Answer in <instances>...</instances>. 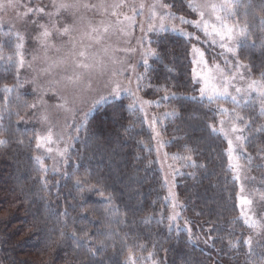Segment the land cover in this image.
Segmentation results:
<instances>
[{
    "label": "trees",
    "instance_id": "16d2710c",
    "mask_svg": "<svg viewBox=\"0 0 264 264\" xmlns=\"http://www.w3.org/2000/svg\"><path fill=\"white\" fill-rule=\"evenodd\" d=\"M252 1L258 13L264 11V0L249 4ZM174 2L183 9L181 0ZM257 30L252 27V36ZM251 41L254 44H244L239 56L257 77L264 72V42L258 44L257 36ZM185 43L176 34L159 37V59H152L141 94L152 98L170 93L167 106L177 115L163 127L166 147L195 162L193 167L187 161L176 177L192 240L187 230L169 226L160 171L148 147L150 135L141 115L121 98L95 110L70 150L69 166L83 177L79 188L61 175L58 185L44 189L33 173L31 147L14 138L0 145V206L6 209L0 215L1 264H129L130 256L154 264H261L264 239L257 242L239 216L226 142L209 128L216 107L197 96ZM245 119L257 120L254 127L250 124L245 146L252 157L247 179L253 183L264 178V131H257L264 118L251 113ZM17 128L28 130L20 123ZM12 131L8 126L4 133ZM48 206L57 213L67 211V217H49ZM65 219L66 225L57 223ZM53 227L57 230L50 231ZM61 227L68 233L75 230L80 243L60 240ZM250 236L251 253L243 244ZM100 244L105 247L91 256L90 250Z\"/></svg>",
    "mask_w": 264,
    "mask_h": 264
},
{
    "label": "rangeland",
    "instance_id": "374dc122",
    "mask_svg": "<svg viewBox=\"0 0 264 264\" xmlns=\"http://www.w3.org/2000/svg\"><path fill=\"white\" fill-rule=\"evenodd\" d=\"M181 1L184 7L180 10L174 0H79L81 5L79 8L62 9L57 12L53 6L54 0H12L15 7L8 6L9 0H0V45H2L0 47V139L5 141L3 144H6L13 141L14 138L19 144L31 147L33 173L38 176L44 189L58 185L57 181L59 182L61 175L70 177L73 181L79 179L83 183V177L75 176L73 169L69 166L68 156L77 140H73L72 137H80L88 118L101 105L121 98L126 100L128 106L135 101V108L131 110L141 115L150 135L148 147L152 149L160 171L165 199L169 196V192H172L175 195V200L181 205L174 208L173 200L166 199L169 207L168 216L175 213L180 214V218L171 222V225L179 230H187L185 227L187 220L182 212L183 204L178 197L176 188V177L187 162L184 158L188 156L177 151H170L166 147L168 140L164 137L163 127L166 121L171 118V116H165V113H171L167 106L170 93L165 92L162 96L152 98L141 94V89H143L146 80V71L154 58L146 56L145 53L149 49L156 51V42L160 36L176 34L186 40L185 48L190 63V78L197 88L198 98H200L199 90L202 81L193 80V69L195 68L196 73L206 71L205 66L200 63L201 59L207 62L208 69L214 65H219L224 75L231 80L229 91L238 96L241 102L240 106L234 105L230 98L214 101L216 120L211 124L216 128L223 127L224 131L228 133L225 136L217 132L226 142L227 165L229 164L228 139L235 141V135L241 134L232 133V123H236L238 127H244L243 122L235 120L232 109L235 108L236 112L244 117L251 113L258 114L263 118L264 115L260 112L261 98L259 95L256 92H248L252 81H261L262 77L252 75L248 65L240 59L239 50L241 47L237 48L235 44H232L231 46L235 51L228 52L220 47L219 37L205 35L203 25L197 29L190 23L182 22L179 19L181 16L187 21L197 20L199 16L188 7L189 0ZM248 1L241 0L240 5L235 8V14L226 18V23L229 26L238 25L240 28L247 26L248 40L244 43L245 45L254 44L251 40H254L255 36L257 39L259 38L257 42L260 44L264 42V23L261 22L264 11L258 13L255 3L252 1L249 4ZM55 2L59 3L61 0H55ZM65 2L73 4L77 0H65ZM212 2L219 3L221 0H212ZM141 3L145 5L142 13L139 11ZM154 3L157 5L155 18L150 14V6ZM84 4L97 5L98 7L85 9ZM101 4L104 5V8L99 7ZM116 4L122 6L113 8L112 6ZM162 4L168 5V8L160 7ZM133 5L137 7V14L135 15L132 11ZM28 8H44L45 11L44 13L35 11L27 13ZM114 11L116 15H113ZM166 11L173 13L176 18H165L167 29L164 32L148 33V24L159 25V18ZM26 13L27 15H25ZM48 14L53 15L50 18ZM125 16L134 17L135 23L132 20H125ZM204 20L210 25L209 32H211V25L218 23L215 16L207 9ZM53 24L59 28H63L65 25L73 26L72 37L76 41L74 49L68 43V36L54 35L48 43L55 47H49L46 50L41 43L40 33L44 30L41 25L52 30ZM173 26H175L176 31H172ZM141 27L144 29L143 33ZM252 27L258 29V33L254 36L250 33ZM93 29L96 31H92ZM17 33H19L20 39H17ZM142 35L146 36L143 48L138 44ZM149 39L151 44L148 43ZM213 39L216 40V43H213ZM18 44L22 45L19 49L17 48ZM129 47L135 48L136 51H123ZM81 51L85 54L83 57L79 56ZM200 53H203V57ZM145 58L149 61L147 68L143 65ZM21 60H23L22 65ZM78 64H87L90 67H78ZM129 65L132 67L130 68ZM49 68L51 73L46 74L43 70ZM120 69H126L123 75H112L113 70ZM69 76H79L81 79L78 83L73 84L67 81ZM137 77L142 78L137 80ZM51 81H60L54 90L48 88ZM117 84L121 89H129L130 93L122 92L119 97L113 95L112 89ZM216 84L219 86L220 81H216ZM6 87L10 88L11 92H6L4 90ZM236 88H241L243 91L238 94L235 91ZM6 96L10 98L8 105H5L4 101ZM17 97H19V101H17ZM101 97L106 99L102 100ZM204 100L208 101L206 98ZM244 100L248 101L247 105H244ZM65 101L67 102L65 107L75 109L74 112L58 107ZM94 101L99 102L95 107H92ZM142 101L151 102L143 105V111L140 110ZM25 102L27 104L37 103L38 107L28 109ZM220 105L227 108L229 112L220 114L217 111ZM90 108L91 111H89ZM42 116H46L47 120H43ZM153 118L157 120L155 131L159 133L155 139L152 128ZM222 119L224 120L223 125L220 123ZM259 119L261 118L259 117ZM250 121L251 127H254L253 124L257 120L250 119ZM19 123L22 128L28 127V130L17 128ZM8 126L13 131L6 135L4 132ZM249 127L250 125L243 132L245 137H247ZM49 128L53 131V141L50 144H42V146L37 147L36 137L45 136ZM15 135L18 137H14ZM68 145L71 147L67 154L62 157L60 152ZM49 148L52 149L51 152L48 151ZM36 157L42 159L44 166L48 169L47 173L41 170ZM174 157L176 158L174 159ZM240 164L243 166L240 172L241 179L240 181L235 180L239 216L241 217V212L244 211L264 226V199L261 198L264 194V178H257L253 183H250L247 179L250 169L248 161L242 158ZM57 169L59 174H53L54 170ZM177 169L179 172L176 171ZM65 172L68 174L67 176L64 175ZM231 174L233 177L232 171ZM241 196L253 201L250 209L247 206L241 207V201L238 199ZM5 210V207L0 206V215H4ZM72 229L71 226L68 231ZM252 229L254 231L253 238L257 242L264 239V227ZM1 241L0 238V261L4 256ZM127 262L129 264H154L152 260L147 258H142L139 261L131 256Z\"/></svg>",
    "mask_w": 264,
    "mask_h": 264
},
{
    "label": "snow or ice",
    "instance_id": "6c2138e0",
    "mask_svg": "<svg viewBox=\"0 0 264 264\" xmlns=\"http://www.w3.org/2000/svg\"><path fill=\"white\" fill-rule=\"evenodd\" d=\"M241 3V0H221V2L217 3V2H212V0H203V2H201V0H189L188 3V7L193 11L196 12L199 16V19L194 20V21H187L185 20L184 17H179V19L184 22V23H190L192 24L194 27H196L197 29L201 28V25H203V31L205 33V35H212L214 37H219L220 40V47L222 49H226L228 52H234L235 49L231 46L232 44H235L237 48L239 47H243L244 43L248 40V28L247 26L240 28L238 25H233V26H229L228 23H226V18L230 17L232 15L235 14V8L237 6H239ZM9 7H15V4L12 2V0H9ZM53 6L56 8L57 12H59L60 10H67L69 8H79L81 5L79 4V0H77L76 3L73 4H69L67 2H65V0H61V2L56 3L54 0V4ZM122 5L120 4H116L113 5V8H118L121 7ZM83 7L85 9H94L96 7H98L97 5H89V4H84ZM99 7L104 8V5L101 4L99 5ZM145 5L143 3H141L139 5V11L140 13L143 12ZM157 7V5L154 3L153 5L150 6V14L153 18L156 17L157 13L155 11V8ZM160 7L167 9L168 5L166 4H162L160 5ZM210 10L211 14L215 16V20L218 22L217 24H213L211 25V32H209V27L210 25L208 24L207 21L204 20L205 17V10ZM37 12V13H44V8H28L27 9V13H32V12ZM132 11L133 14H137V7L136 5L132 6ZM27 13L25 15H27ZM49 17L51 18V16L53 14H48ZM113 15H116L115 11L113 12ZM166 17H171L173 19H175L176 17L174 16L173 13L171 12H164L163 15L160 16V23L159 25H156L155 23H149L148 24V28H147V32L148 33H161L164 32L167 29V25L165 24V18ZM125 20H132L133 23H135L134 21V17H128L125 16ZM262 23H264V18H262L261 20ZM33 23H35V21H33ZM42 28H44V30L40 33V37H41V43L42 45L45 46L46 50L49 47H55L54 45L49 44V40L54 36V35H58L60 37H64V36H68L69 37V41L68 43L71 45V47L74 49L76 47V41L75 39L72 37V32H73V26L72 25H65L63 28H59L57 27V25L53 24L52 25V30H49V28L41 25ZM92 31H96V29H93ZM105 31H107V29H105ZM121 31H123V29H121ZM141 31L142 33L144 32L143 27H141ZM172 31H176L175 26L172 27ZM17 39H20L19 33L16 34ZM146 36L142 35L138 41V44L141 48L144 47V40H145ZM98 39V38H97ZM148 43L151 44V40H148ZM213 43H216V40L213 39ZM22 45L18 44L17 48L19 49ZM0 47H2V45H0ZM123 51L126 52H134L136 51L135 48H127V49H123ZM198 51V50H197ZM85 54L83 51H81L79 53V56L83 57ZM146 56H152L155 57L157 59H159V54L152 49H149L148 52L145 53ZM201 57H203V53H200ZM11 59V58H9ZM21 65L23 64V60L20 61ZM115 63V61H114ZM148 59L145 58L143 60V65L145 66V68H147L148 66ZM195 63V62H194ZM201 64H203L205 66L206 71H202V73H196L195 68L193 69V80H200L202 81V86L200 88V98L204 99L206 98L209 103L220 100V99H228L230 98L231 101L233 102L234 105L240 106V100L238 99V96L233 95L230 91H229V86L231 84V80L224 75L223 70L220 68L219 65H214L211 69L207 68V62L203 61V59H201L200 61ZM78 67H83V68H89L90 66L87 64H78ZM129 67L131 68L132 66L129 65ZM46 74H50L51 73V69H44L43 70ZM126 71V69H120V70H113L112 75L116 76V75H123L124 72ZM261 77L262 80L261 81H257V80H253L252 83L249 85L248 88V92H256L259 97L261 98V104H260V112L262 115H264V72L261 73ZM142 77H137V80L141 79ZM81 77L76 76V77H67V81L69 83H78L80 81ZM216 81H220L219 86H217ZM60 81H51L48 84V88L50 89H55V86L59 83ZM137 87H139V85H137ZM6 92H11L10 88H5L4 89ZM236 93H241L243 90L241 88H236L235 89ZM122 92L124 93H130V90L125 88V89H121L120 86L117 84L113 89H112V94L115 95L116 97H119ZM101 99H106L105 97H101ZM5 101V105H8L10 103V98L9 97H5L4 98ZM17 101H19V97H17ZM99 101H94L93 102V106L95 107V105L98 103ZM66 101L64 104L59 105L58 107L61 108H65L66 111H72L74 112L75 109H68L66 108ZM151 103L150 101H142L140 104V110L143 111V105L144 104H149ZM244 105H247L248 101L244 100L243 101ZM25 106L28 109H36L38 107L37 103H32V104H27L25 102ZM129 109H134L135 108V101L132 105L128 106ZM89 111H91V108L89 109ZM220 114H224V113H228L229 110L227 108H224L223 105H220V107L217 110ZM232 112L234 113L235 116V120L236 121H241L244 124V127H238L236 123H232V127H231V131L232 133H241L239 135H235V141H233V139H228V159H229V164L228 167L229 169L232 171L233 173V179L236 181H240L241 176H240V172L241 169L243 168V166L240 164V160L242 158H246L248 160V164L249 166H251V162H252V157L250 155L246 154V143L248 138L245 137L243 135V132L246 130V128L250 125L251 121L250 119H245V117L240 114L239 112H236L235 108L232 109ZM177 113L172 112V113H165V116H176ZM43 120H47L46 116H42ZM157 123V120L155 118H153L152 121V128H153V132H154V139L156 138V136L159 135L158 132L155 131V125ZM221 125L224 124V120L222 119L220 121ZM77 128H79V126H77ZM209 128L211 129L212 132H219L224 134L225 136L228 135L227 132L224 131L223 127L221 128H216L212 125H209ZM257 131H264V126H262L261 128H258ZM79 137H72L73 140L78 139ZM37 140V147L42 146V144H50L53 141V131L51 128L48 129L47 134L45 136H37L36 137ZM5 143L4 140L0 139V144ZM161 144H163V142H161ZM71 147V145L66 146L63 151L60 152V155L63 157L67 154V152L69 151V148ZM49 152L52 151L51 148L48 149ZM264 151V150H262ZM176 157H174L175 159ZM37 160V162L39 163L41 170L44 171L45 173L48 172V169L46 166H44L43 161L40 157H36L35 158ZM187 161L192 162V166L195 167V162L193 161V158L191 156H188L186 158ZM177 172H179V169L176 170ZM53 174H59V170H54ZM65 176H67L68 174L65 172L64 173ZM44 179V178H42ZM57 183H59L57 181ZM81 181L78 179L74 182V187H81ZM45 187H47V185H45ZM172 199L173 200V207H180L181 205L178 204V202L175 200V195L172 192H169V196L166 197V199ZM262 199H264V194H262L261 196ZM109 200H111V197L108 198ZM238 199H240L241 201V207L247 206L249 209L251 208V205L253 203L252 200L248 199L247 197H238ZM48 215L49 217H53V216H64L67 217L68 213L67 211H64L63 213H57L55 211H53L50 206H48ZM241 217L244 220V223L249 227V228H258V227H264L262 225H260V222L255 220L252 216L248 215L246 212L242 211L241 212ZM180 218V214L179 213H175L173 215H169L168 216V220L170 222V227H171V222L176 221ZM151 219V217L149 218V220ZM58 224L60 225H66L67 224V220H60L57 221ZM179 228V226H177ZM185 227L187 228V231L189 233L188 239L189 241L192 240V233H191V228L187 227V222H185ZM57 229L55 227H53L52 229H50V231H56ZM209 231H211V229H209ZM259 234V233H258ZM87 233H84V236H87ZM64 237H68L69 239H72L74 241L77 242V244L80 243V238L78 236V233L73 230L72 232L68 233L65 232L63 230V227L60 228V240H63ZM213 237L209 236L208 240H212ZM208 240L205 241V243H208ZM239 244V241L236 242V244H233L232 247H236ZM243 244L244 246L247 247L249 253L252 252L253 250V239L252 237H248L247 239L243 240ZM105 245L104 244H100L97 248L91 249L89 254L91 256H95L96 252L101 250L102 248H104ZM261 264H264V260H261Z\"/></svg>",
    "mask_w": 264,
    "mask_h": 264
}]
</instances>
